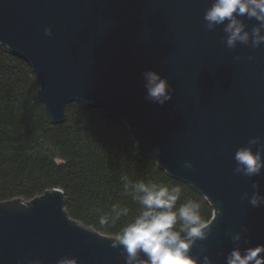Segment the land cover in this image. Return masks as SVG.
<instances>
[{
	"label": "water",
	"instance_id": "1",
	"mask_svg": "<svg viewBox=\"0 0 264 264\" xmlns=\"http://www.w3.org/2000/svg\"><path fill=\"white\" fill-rule=\"evenodd\" d=\"M214 2L0 0V45L30 64L53 124L72 102L100 106L142 154L209 201L213 216L190 252L197 264H227L233 248L259 249L264 261V169L249 177L234 159L264 138V44L252 42L264 25L236 16L249 40L229 48L227 21L209 29L204 20ZM148 70L169 82L162 105L146 98ZM114 238L72 218L61 188L0 202V264H125Z\"/></svg>",
	"mask_w": 264,
	"mask_h": 264
},
{
	"label": "trees",
	"instance_id": "2",
	"mask_svg": "<svg viewBox=\"0 0 264 264\" xmlns=\"http://www.w3.org/2000/svg\"><path fill=\"white\" fill-rule=\"evenodd\" d=\"M37 90L30 64L0 45V202L61 188L72 218L116 236L143 210L134 198L143 180L180 185L176 207L194 200L204 222L212 218L209 201L142 154L121 118L95 104L72 102L66 121L53 124ZM101 216L106 225L99 223Z\"/></svg>",
	"mask_w": 264,
	"mask_h": 264
},
{
	"label": "clouds",
	"instance_id": "3",
	"mask_svg": "<svg viewBox=\"0 0 264 264\" xmlns=\"http://www.w3.org/2000/svg\"><path fill=\"white\" fill-rule=\"evenodd\" d=\"M247 15L264 25V0H215L206 10L204 20L209 29L225 24L228 33L227 47L234 48L237 42L247 43L249 33L236 16ZM51 30L47 31L50 34ZM253 46L264 44V34L256 28L253 30ZM146 98L154 103L164 104L171 99L167 78L155 70L144 73ZM259 147L254 151V146ZM237 163L236 172L246 176H256L264 169V138L251 137L247 146L239 147L234 155ZM190 167V162H186ZM143 210L112 240V247L122 246L127 253L125 264H197V258L190 254L196 240L204 239L207 225L201 218L200 204L188 200L177 208L181 198L182 187H168L140 180L135 185ZM253 206L258 202L255 197L250 200ZM126 209L119 215H126ZM181 222L177 229L176 225ZM101 225L108 223L107 217L101 216ZM238 239V237H236ZM259 249L233 248L227 256V264H264L258 258ZM143 253L146 259H139ZM204 264H208L207 258Z\"/></svg>",
	"mask_w": 264,
	"mask_h": 264
}]
</instances>
